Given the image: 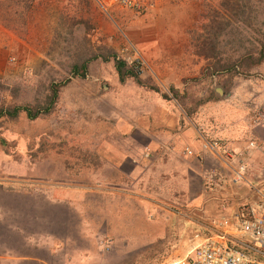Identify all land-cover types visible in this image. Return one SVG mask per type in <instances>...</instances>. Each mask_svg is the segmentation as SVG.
<instances>
[{"label": "rangeland", "instance_id": "rangeland-1", "mask_svg": "<svg viewBox=\"0 0 264 264\" xmlns=\"http://www.w3.org/2000/svg\"><path fill=\"white\" fill-rule=\"evenodd\" d=\"M222 1L169 0L150 26L101 0H0L15 38L0 53V264H189L190 234L161 235L166 225L145 221L132 190L144 179L170 190L158 170L167 178L178 165L160 148L172 152L178 127L219 138L264 113L244 115L248 101L230 94L264 78V58L206 73L210 60L198 54ZM241 1L245 21L230 17L223 31L250 49L264 33V0ZM219 37L223 59L243 50ZM116 61L130 73L121 80ZM15 107L42 112L6 114Z\"/></svg>", "mask_w": 264, "mask_h": 264}, {"label": "crops", "instance_id": "crops-1", "mask_svg": "<svg viewBox=\"0 0 264 264\" xmlns=\"http://www.w3.org/2000/svg\"><path fill=\"white\" fill-rule=\"evenodd\" d=\"M101 1H103V4H113L117 6L110 0ZM167 1L169 0H150V6L143 13L142 11L133 12V10L126 9L129 12L137 15L132 16L133 18L131 19L130 23H145L147 25L148 21L151 24L150 26H155V24L161 19L160 12L167 4ZM128 26L130 27L131 25L129 24ZM144 29L146 28L144 27L142 30ZM10 31L12 30L8 28V26H5L3 20L0 19V53L13 50L12 47L15 44V38L10 33ZM263 81L264 78L251 77V80L247 81V83H243V86L240 87L238 84H236L234 89L231 90L230 94L236 91L242 100L248 101L245 104V108H242L244 115L247 112H249L251 115L252 112L257 109H262L264 111ZM253 116L254 115L250 116V122L247 120L246 124L243 122L245 119L243 116L244 119H242V121L236 125L237 127L227 131L225 135H222L223 133L220 134V136L225 137H219L215 139H223L230 144L243 143L248 139L264 140V122H258L254 124L251 121ZM192 132L194 131L188 127L186 129L182 128L180 130L178 127L176 136L170 141H173L175 144V147L172 148V152H167L165 149L160 148L162 152L167 153V155L172 158L170 159V165L173 170L175 169L176 163L178 165V170L175 169L178 175L175 174V176L170 175L167 178L160 177L162 174L161 171L158 170V172H160L159 181L164 182V184L167 185L171 183L170 190L162 191L150 189L143 183L146 182V179H144L143 182L140 181L136 189L132 190L133 192H136V196L134 198L139 201V206L142 210V213H144L142 215L145 221H153L166 225V228L164 230L162 229L161 235L164 234V236H169L170 234H173L176 239H178V241L187 238V236L192 232H207V227L212 223V220L221 214L219 203L223 199H238L241 198L242 195L248 194V188L242 182L237 184H229L231 170L223 162H221L220 165L217 164V171L220 175H222L223 182H218L212 191H205L202 189L201 177L204 175V170L207 169L206 167H212L215 164V161H212L208 164V155L202 153L203 162L205 164H200V162L191 156V158L189 156H185L184 161H186L187 166L186 164L184 165L183 163L179 162L181 161L179 150L183 145L189 146L195 152H197L199 149L198 136L195 135L193 137ZM187 135H190V137ZM242 135L246 137L249 135V137L246 140H242L241 142H232L228 140L237 139V141H239L238 139L244 138ZM166 139L168 138H160L161 141ZM162 142L160 143L161 146L164 144ZM188 159L193 161L192 166L190 165ZM161 166L162 168H168L165 165ZM249 166L253 173H258L259 171L264 172V153L257 152L252 154L249 157ZM124 196L128 197L130 195L125 193ZM233 205V202H230V204L225 207L224 212L226 214H231L233 211Z\"/></svg>", "mask_w": 264, "mask_h": 264}, {"label": "built area", "instance_id": "built-area-1", "mask_svg": "<svg viewBox=\"0 0 264 264\" xmlns=\"http://www.w3.org/2000/svg\"><path fill=\"white\" fill-rule=\"evenodd\" d=\"M117 6L145 11L150 0H110ZM251 121L264 122V113H256ZM199 149L193 151L184 146L188 156L203 164V154H207L215 164L206 167L201 177L202 189L212 191L223 182L217 171L221 162L231 170L229 184L242 182L248 189L238 199H223L219 203L220 215L207 227V232H192L189 237V264H264V172L253 173L249 157L257 152L264 153V140L248 139L243 143L230 144L223 139L198 135ZM218 164V165H217ZM230 199V200H229ZM233 202L231 214L224 212ZM224 212V213H223Z\"/></svg>", "mask_w": 264, "mask_h": 264}, {"label": "trees", "instance_id": "trees-1", "mask_svg": "<svg viewBox=\"0 0 264 264\" xmlns=\"http://www.w3.org/2000/svg\"><path fill=\"white\" fill-rule=\"evenodd\" d=\"M221 7L224 10V15L222 13H219L218 16L220 21H215L216 16H213V18L210 20V24H208L206 27L203 28V34L204 38L206 39V42L199 43V49L198 54L202 55L203 58L208 59L210 61H206L208 64L205 69L207 70L206 73L211 72H223V71H232V72H240L248 70L250 67L260 64V62L264 58V33L263 35H260V38L258 39V45L246 49L243 48V45L240 44V41L238 40V45L236 47L232 44L233 38L229 39V32L223 31L224 28H226L228 25H232V21H237L239 23H242L245 21V7L246 3L241 0H223L221 2ZM232 18L231 22L229 21V18ZM222 31V44L223 47L228 44L230 47H233V50H238L240 46L243 48L242 51H239L237 53V56L231 61H228L223 59L224 57H221L218 55L222 51V47H218L217 38H220V34ZM227 36V39L226 37ZM84 65V64H82ZM123 63L121 61H116L114 63V67L116 72L118 73V76L121 80V77H124L126 74H130L129 71L122 69ZM81 69H83V66H81ZM77 68L76 66L72 67V71L77 74ZM79 74V73H78ZM22 110L25 112L26 117L28 118H34L39 112L42 111H35L32 112L30 108L27 107H15L11 111H8L6 114L8 115H16V113ZM1 114V113H0ZM45 204L48 205V201H45ZM53 204L51 203L50 207H52Z\"/></svg>", "mask_w": 264, "mask_h": 264}]
</instances>
